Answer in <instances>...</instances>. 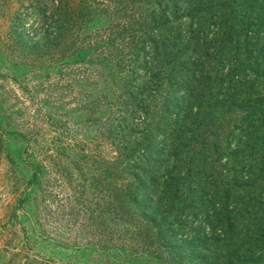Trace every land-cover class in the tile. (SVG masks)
<instances>
[{"label":"rangeland","instance_id":"1","mask_svg":"<svg viewBox=\"0 0 264 264\" xmlns=\"http://www.w3.org/2000/svg\"><path fill=\"white\" fill-rule=\"evenodd\" d=\"M163 4L0 0V264L201 263L145 205L188 20L165 25Z\"/></svg>","mask_w":264,"mask_h":264},{"label":"trees","instance_id":"2","mask_svg":"<svg viewBox=\"0 0 264 264\" xmlns=\"http://www.w3.org/2000/svg\"><path fill=\"white\" fill-rule=\"evenodd\" d=\"M163 3L165 25L188 20L154 123L166 148L145 183L148 218L182 260L189 249L200 264H264V0ZM184 228L196 233L176 238Z\"/></svg>","mask_w":264,"mask_h":264}]
</instances>
